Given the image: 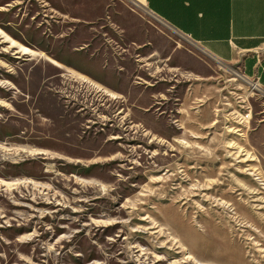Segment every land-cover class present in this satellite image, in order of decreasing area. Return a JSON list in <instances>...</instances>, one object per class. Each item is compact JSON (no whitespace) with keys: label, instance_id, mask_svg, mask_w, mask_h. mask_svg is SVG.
Masks as SVG:
<instances>
[{"label":"rangeland","instance_id":"1","mask_svg":"<svg viewBox=\"0 0 264 264\" xmlns=\"http://www.w3.org/2000/svg\"><path fill=\"white\" fill-rule=\"evenodd\" d=\"M131 14L0 0V264H264V84Z\"/></svg>","mask_w":264,"mask_h":264},{"label":"crops","instance_id":"2","mask_svg":"<svg viewBox=\"0 0 264 264\" xmlns=\"http://www.w3.org/2000/svg\"><path fill=\"white\" fill-rule=\"evenodd\" d=\"M129 1L137 17L122 18L124 39L161 54L163 34L187 39L202 53L236 64L264 84V0ZM97 12L78 9L87 20ZM260 134L264 142V126Z\"/></svg>","mask_w":264,"mask_h":264},{"label":"built area","instance_id":"3","mask_svg":"<svg viewBox=\"0 0 264 264\" xmlns=\"http://www.w3.org/2000/svg\"><path fill=\"white\" fill-rule=\"evenodd\" d=\"M148 15L151 16L152 18H155L156 19V17L154 15L150 14V13H148ZM255 81L258 83L259 79H256Z\"/></svg>","mask_w":264,"mask_h":264},{"label":"water","instance_id":"4","mask_svg":"<svg viewBox=\"0 0 264 264\" xmlns=\"http://www.w3.org/2000/svg\"><path fill=\"white\" fill-rule=\"evenodd\" d=\"M204 53V52H203ZM204 54H206V53H204ZM206 55H208L210 58H212L213 60H215L216 62H219L218 60H216V59H214L212 56H210L209 54H206Z\"/></svg>","mask_w":264,"mask_h":264}]
</instances>
